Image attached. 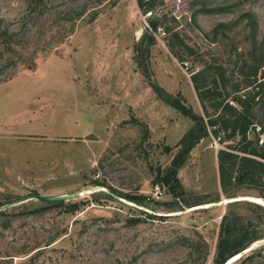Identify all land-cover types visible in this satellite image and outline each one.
<instances>
[{
    "label": "rangeland",
    "instance_id": "obj_1",
    "mask_svg": "<svg viewBox=\"0 0 264 264\" xmlns=\"http://www.w3.org/2000/svg\"><path fill=\"white\" fill-rule=\"evenodd\" d=\"M147 18L160 21L156 31ZM144 33L153 44L147 37L141 44ZM0 35V49L4 40L14 49L0 57V212L17 214L0 218V264H213L225 213L264 232V215L252 206L206 207L228 194L264 198L249 185L221 189L217 153L239 137L210 126L216 113L201 105L191 82L204 72L210 89L215 78L223 92L240 96L249 82L254 91L264 77V0H163L146 15L136 0H0ZM139 45L148 53L135 59ZM144 67L207 123L208 135L178 171L185 197L177 206L155 173L169 165L192 122L158 98ZM252 122L247 138L261 144V99ZM94 182L105 187L93 190ZM156 186L161 196L141 205L107 193L146 197ZM73 192L81 195L64 206L29 213L47 206L30 195ZM253 244L232 264H264L256 255L264 240Z\"/></svg>",
    "mask_w": 264,
    "mask_h": 264
},
{
    "label": "trees",
    "instance_id": "obj_2",
    "mask_svg": "<svg viewBox=\"0 0 264 264\" xmlns=\"http://www.w3.org/2000/svg\"><path fill=\"white\" fill-rule=\"evenodd\" d=\"M136 3L142 14L146 15L149 12L152 14L158 5L163 3V0H136ZM95 16L96 15H94L93 18ZM147 19L150 24L149 28H151L152 31H156L160 21L158 19ZM2 35L9 39L13 37V33H10L8 30H5ZM146 37L148 38V45L153 44L154 37L152 34L147 33L142 34L140 38L141 44ZM1 48L0 57H3L7 51L14 50L11 40H4ZM137 49L138 53L136 54L135 59H138L142 54L148 53V50L145 51V49H142L141 45H139ZM8 61L11 60L8 59ZM143 69L144 74H146L149 80L150 77L148 76L149 73L147 72V68L144 67ZM203 74L204 72L191 75V82L193 83L201 105L204 106L205 102L209 103L210 107L216 113L215 120H209L210 126L215 127L218 125L221 130L229 131L226 136L227 139L239 137V142L236 146L229 147V150H219L217 153L218 177L221 189L226 191L230 187L238 189L243 185H249L251 188L257 189L258 197L264 198V142L259 144L258 139L253 142L247 138V133L253 125L252 119L254 117V106L259 99H261L262 105H264V77L262 78V81L253 86L254 91L251 90L250 86H252V83L249 82L244 87L247 89L246 92L238 96L236 94L233 95L232 93L219 90L215 78L212 80L214 88H208L207 78ZM253 75H256V70L253 71ZM218 76L221 79L222 88L225 91L226 79L224 78L223 72L218 73ZM149 83L153 91L163 103L170 106L176 112L192 122V126L175 145L177 152L172 157L169 165L163 170L157 169V172L155 173V182L167 187L168 192H170L175 199V205L177 206L185 197V192L178 179V171L189 158L191 150L208 135L206 129L207 123L203 117L197 115L190 107L185 105L179 95L173 97L165 93L162 88L154 84L152 81L149 80ZM233 89L234 92L237 93L239 91L238 85ZM231 94L233 96L230 101L233 105H236V107L231 105L228 101ZM218 98L220 99L218 100ZM131 121L144 127L143 132L144 137H146L148 134L147 128L136 119H132ZM214 133L217 134V131L214 130ZM165 151L170 152V148L166 147ZM94 185L105 187L104 184L98 182H94ZM108 189L118 197L127 201H132L138 205L146 202L145 196L121 195L114 189ZM108 196L113 199L110 195ZM226 198H235V196L228 194ZM94 201L98 202L96 199ZM217 201L219 200L213 201L212 203ZM64 203L65 201L46 203L47 206L40 209H34L29 213H40L42 211H47L50 207L64 206ZM86 203H88V200L69 203L66 205V211L75 212ZM242 204L249 205L250 207L252 206L254 211H261L264 215V207L254 203L237 201L229 203L227 206L230 208H236ZM14 215L17 214L9 215L0 212V218L6 216L11 217ZM147 217L154 218L155 216L148 215ZM155 218L162 220L163 217L157 216ZM255 227L256 225H254L249 219H245L232 211L225 213L219 223V232L213 264H224L228 259L248 247L250 244L263 239L264 232H257L254 229ZM263 251L264 249L257 252L256 255H260V257L264 259V254H262ZM254 257V254H250L246 256L242 262L251 261Z\"/></svg>",
    "mask_w": 264,
    "mask_h": 264
},
{
    "label": "water",
    "instance_id": "obj_3",
    "mask_svg": "<svg viewBox=\"0 0 264 264\" xmlns=\"http://www.w3.org/2000/svg\"><path fill=\"white\" fill-rule=\"evenodd\" d=\"M96 188H98V186L93 188V190L96 189ZM107 193L110 196H112L113 199L125 203L120 197H118L112 191H107ZM80 195H81L80 192H73V193L64 194V195H58V196H42V195H39V194H33V195L28 196L26 199H35V200H39V201H41L43 203H54V202H60V201L61 202L62 201H65V202L66 201H70V200L76 199ZM250 198L235 197V198H230V199H223L221 201L214 202V203H212L210 205H208V204L207 205L206 204H204V205H196L195 209H201L200 207L205 206V205H206V207L207 206H212L213 207V206H216V205H223V204H226V203H232V202H237V201H245V200L250 201V202H252L254 204L262 205L264 207V204L260 203V202H263L261 199L257 198V199L260 200V202H255V201L250 200ZM216 203H219V204H216ZM263 240H264V238L261 239V240H258L256 242L263 241ZM256 242H254V243H256ZM253 247H254V244L252 243L248 247H246L245 249H243L242 251H240L239 253H237L233 257H231L230 259L236 257L234 262L239 260V259H241L244 255H246L249 252H251ZM230 259H228L227 261H229ZM227 261L224 264H226ZM234 262H232V263H234Z\"/></svg>",
    "mask_w": 264,
    "mask_h": 264
},
{
    "label": "built area",
    "instance_id": "obj_4",
    "mask_svg": "<svg viewBox=\"0 0 264 264\" xmlns=\"http://www.w3.org/2000/svg\"><path fill=\"white\" fill-rule=\"evenodd\" d=\"M213 141H214V145L217 147L219 145V143H218L219 142L218 136H217L216 139L214 138ZM160 196H161V190H160V188H158L156 186L154 188V192L150 196H146V202H151L154 199H158Z\"/></svg>",
    "mask_w": 264,
    "mask_h": 264
},
{
    "label": "bare ground",
    "instance_id": "obj_5",
    "mask_svg": "<svg viewBox=\"0 0 264 264\" xmlns=\"http://www.w3.org/2000/svg\"><path fill=\"white\" fill-rule=\"evenodd\" d=\"M218 204H219V203H218ZM263 204H264V203H263ZM235 258H236V257H234V258L230 259L229 261H227V263H226V264H231L232 262H234Z\"/></svg>",
    "mask_w": 264,
    "mask_h": 264
}]
</instances>
